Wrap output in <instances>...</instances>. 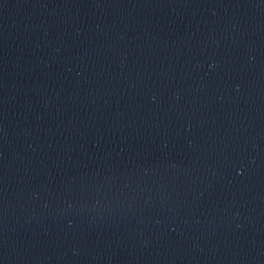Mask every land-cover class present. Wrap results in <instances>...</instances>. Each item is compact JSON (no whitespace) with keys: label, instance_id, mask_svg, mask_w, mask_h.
I'll return each mask as SVG.
<instances>
[{"label":"water","instance_id":"water-1","mask_svg":"<svg viewBox=\"0 0 264 264\" xmlns=\"http://www.w3.org/2000/svg\"><path fill=\"white\" fill-rule=\"evenodd\" d=\"M0 264H264V0H0Z\"/></svg>","mask_w":264,"mask_h":264}]
</instances>
